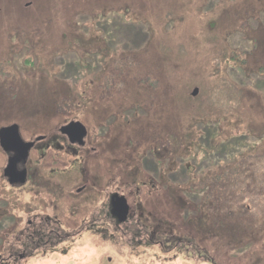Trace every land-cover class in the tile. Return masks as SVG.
Masks as SVG:
<instances>
[{"label": "rangeland", "instance_id": "374dc122", "mask_svg": "<svg viewBox=\"0 0 264 264\" xmlns=\"http://www.w3.org/2000/svg\"><path fill=\"white\" fill-rule=\"evenodd\" d=\"M72 121L87 130L75 153L59 133ZM11 125L43 142L24 187L0 148V264H264V194L217 184L235 161L264 178V0H0ZM113 191L133 229L88 228ZM39 214L71 240L21 261Z\"/></svg>", "mask_w": 264, "mask_h": 264}, {"label": "flooded vegetation", "instance_id": "af4514ba", "mask_svg": "<svg viewBox=\"0 0 264 264\" xmlns=\"http://www.w3.org/2000/svg\"><path fill=\"white\" fill-rule=\"evenodd\" d=\"M60 135L63 137L62 140L64 146H66V149L71 153H75L76 148H81L85 145V141H83V145L80 146L76 141L71 142L70 138L66 135H63L61 133ZM71 138H74V136H72ZM17 142L18 141L13 137H9L7 142V147L9 149L7 150V152H5L7 159L5 168L7 164L10 163V175H12L11 179L17 180L13 184H21V187H24V185H26V183L29 181L30 176L36 175H32V173L30 174L29 172V154L35 149L36 144L43 142V140L38 142H35V140L33 142L24 141L25 143H33V146L29 149L26 155L25 146L21 145L20 148ZM50 143V141H47L46 147H48ZM4 178L8 183V179L6 177ZM81 191L82 189L78 190L77 193H80ZM120 197H123L127 203L128 209L126 214L122 212V201ZM92 214L93 215L91 216V221L89 222L88 228L94 230L114 229L115 231L119 230L120 232L122 228H132L131 226L127 227L126 225L131 219L134 218L135 215V213H133L132 211V208L129 206L126 197L123 196V194H121L120 192L118 193L114 191L106 193L105 199L97 206L95 210L92 211ZM30 217L26 222V226L24 224L21 230V254L18 255V258H21V261H25L32 256L34 257L41 252V254H46L47 250H55L60 243L70 239L71 235L68 231L62 232V234L61 231L58 230V224L60 222L56 217L51 218L47 214L43 216L41 214H39V216L33 215ZM52 224H54V226ZM81 225L84 227L87 225V223H85V220H82ZM130 230L131 229H129L128 231ZM128 231L126 232L129 234L132 233ZM139 235L140 234L138 233L137 236Z\"/></svg>", "mask_w": 264, "mask_h": 264}, {"label": "water", "instance_id": "95a60500", "mask_svg": "<svg viewBox=\"0 0 264 264\" xmlns=\"http://www.w3.org/2000/svg\"><path fill=\"white\" fill-rule=\"evenodd\" d=\"M59 132L63 135H66L67 137L70 138L71 142L76 141L80 146L83 145V141L87 135V130L86 128L77 121H72L69 122L68 124L62 126L59 130ZM72 136H74V138H71ZM9 137H13L14 139H16L18 142V146L21 148L22 146H25V155L27 154V152L29 151V149L33 146V143H25L20 136L19 133V128L17 125H11V126H7V127H3L0 129V148L4 151L7 152V150L9 149L7 147V142ZM74 139V140H73ZM43 140V137H38L35 139V142L41 141ZM10 169H11V165L10 163L7 164L6 168L3 171V175L4 177H6L8 179V183L9 184H13L15 183L17 180H13L11 179L10 175ZM21 183V180H20ZM121 199V207H122V212L123 213H127V203L125 201V199L123 197H120Z\"/></svg>", "mask_w": 264, "mask_h": 264}, {"label": "trees", "instance_id": "16d2710c", "mask_svg": "<svg viewBox=\"0 0 264 264\" xmlns=\"http://www.w3.org/2000/svg\"><path fill=\"white\" fill-rule=\"evenodd\" d=\"M252 155H254L253 157H255L253 159L254 161L260 159L261 157L264 158V146L263 147L259 146L257 150L252 153ZM242 168H243V161H240V162L235 161L231 164L228 163L227 166L224 167L221 170V172H219L217 175L218 179L220 180V182L217 183L218 186H220V188L227 187L225 188V190H229L228 189L229 187L232 189L233 188L236 189L238 185H240L241 187L242 186L241 184H244L246 185L245 188H247V190L251 188L253 191L257 190L258 193H261L263 195L264 194V178L262 180L257 179L256 176L254 175L256 171L252 167H250L251 169L249 170L241 172ZM246 172H249V174L246 178L247 180L245 179L246 181H243V179L240 177V173H246ZM230 173L234 174L235 177L233 175L231 176ZM220 188H218V190H220ZM229 193L230 192H228V194ZM221 196H222V193H218V197H221Z\"/></svg>", "mask_w": 264, "mask_h": 264}]
</instances>
